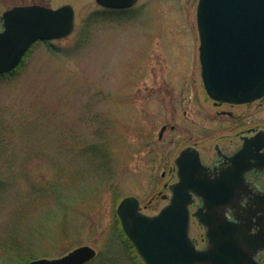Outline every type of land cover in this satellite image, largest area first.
<instances>
[{"label":"rangeland","instance_id":"374dc122","mask_svg":"<svg viewBox=\"0 0 264 264\" xmlns=\"http://www.w3.org/2000/svg\"><path fill=\"white\" fill-rule=\"evenodd\" d=\"M42 1L73 4L77 19L70 36L37 43L0 77V264L83 246L97 252L88 264H144L120 235V201L135 196L158 214L180 153L196 147L211 164L217 146L235 152L241 135L264 130V98L233 105L208 95L199 0H139L117 14L96 0ZM21 2L0 0V21ZM204 233L194 222L191 236Z\"/></svg>","mask_w":264,"mask_h":264},{"label":"water","instance_id":"95a60500","mask_svg":"<svg viewBox=\"0 0 264 264\" xmlns=\"http://www.w3.org/2000/svg\"><path fill=\"white\" fill-rule=\"evenodd\" d=\"M112 9L134 6L138 0H97ZM0 32V75L13 72L39 41L63 39L75 28L73 7L58 10L38 6L17 7L4 14ZM197 22L200 34L202 77L208 95L220 103L246 104L264 98V0H199ZM165 128L162 129L161 136ZM264 130L245 137L243 147L229 157L231 168L215 176L202 163L195 147L183 150L176 159L178 182L169 186V203L155 216L142 212L137 197L124 198L117 215L128 238L145 264H260L258 242L250 225L228 221L225 211L246 189L245 174L264 169ZM242 186V187H241ZM204 206L195 215L207 228L208 245L198 250L191 238L194 196ZM257 244V245H256ZM97 257L83 246L55 259L30 264H87Z\"/></svg>","mask_w":264,"mask_h":264},{"label":"flooded vegetation","instance_id":"af4514ba","mask_svg":"<svg viewBox=\"0 0 264 264\" xmlns=\"http://www.w3.org/2000/svg\"><path fill=\"white\" fill-rule=\"evenodd\" d=\"M70 5L73 7L75 11V19H77V11L73 4L71 3H64L62 5H59L57 7H52L50 4H46L45 1L42 0H27V2H21L19 4L13 5L8 10H6L1 17V25L2 29H4V14L10 10H12L15 7H30V6H40L44 8L49 9H60L64 6ZM102 8L103 12L106 13H125L131 11L134 7L126 8V9H110L100 6ZM216 103V102H215ZM219 104V103H216ZM253 134H250V136ZM248 135H241L240 138L244 140L245 137ZM244 143V141H243ZM242 143V146H243ZM241 146V147H242ZM241 147L236 150L233 153L226 154L227 156H233L235 153H237ZM218 148V146H217ZM264 151V150H263ZM218 152V151H217ZM209 167V172L212 174V176H215L222 170H226L228 168H231L232 163L227 161L224 157L219 155L216 158V160L213 161L211 164H206ZM247 183H246V189L240 188L239 192L236 195V203H231L227 210L225 211V218L228 221L236 222L240 225H250L251 230L250 234L252 236L253 242L257 241L259 244L257 249L258 252L256 254V260L260 264H264V169L253 168V170H250L245 174ZM204 206L203 200L195 196V201L191 205V228L194 222H199L198 217L195 215V213ZM204 229L205 233L200 237V239L196 237H192L197 248L199 250L205 249V247L208 244V238L206 234V227L202 224H200ZM257 245V244H256Z\"/></svg>","mask_w":264,"mask_h":264},{"label":"trees","instance_id":"16d2710c","mask_svg":"<svg viewBox=\"0 0 264 264\" xmlns=\"http://www.w3.org/2000/svg\"><path fill=\"white\" fill-rule=\"evenodd\" d=\"M81 173V171L79 172V174ZM80 176V175H79ZM118 222H119V232H120V235H121V237H123V238H127V235H126V233L124 232V230H123V228H122V226H121V222H120V219L118 218ZM25 263H30V262H28V259L26 260V262Z\"/></svg>","mask_w":264,"mask_h":264}]
</instances>
